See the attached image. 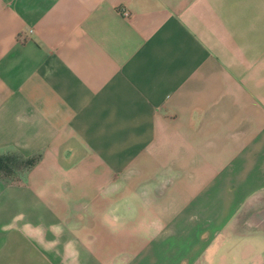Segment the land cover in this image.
Segmentation results:
<instances>
[{
    "label": "crops",
    "instance_id": "obj_1",
    "mask_svg": "<svg viewBox=\"0 0 264 264\" xmlns=\"http://www.w3.org/2000/svg\"><path fill=\"white\" fill-rule=\"evenodd\" d=\"M8 155L0 264H264V0H0Z\"/></svg>",
    "mask_w": 264,
    "mask_h": 264
},
{
    "label": "trees",
    "instance_id": "obj_2",
    "mask_svg": "<svg viewBox=\"0 0 264 264\" xmlns=\"http://www.w3.org/2000/svg\"><path fill=\"white\" fill-rule=\"evenodd\" d=\"M38 158H31L27 160H22L18 156H0V173L12 177L16 173V169L21 171L28 170L33 167Z\"/></svg>",
    "mask_w": 264,
    "mask_h": 264
},
{
    "label": "built area",
    "instance_id": "obj_3",
    "mask_svg": "<svg viewBox=\"0 0 264 264\" xmlns=\"http://www.w3.org/2000/svg\"><path fill=\"white\" fill-rule=\"evenodd\" d=\"M123 14H124L125 16H129V12H128V11L123 12Z\"/></svg>",
    "mask_w": 264,
    "mask_h": 264
}]
</instances>
